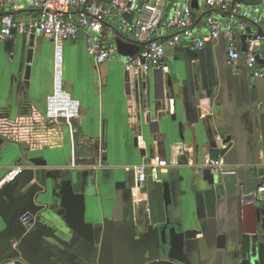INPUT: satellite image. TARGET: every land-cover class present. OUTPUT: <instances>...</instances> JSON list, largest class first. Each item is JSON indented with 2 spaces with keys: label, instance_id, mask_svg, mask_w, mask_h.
I'll return each mask as SVG.
<instances>
[{
  "label": "crops",
  "instance_id": "1",
  "mask_svg": "<svg viewBox=\"0 0 264 264\" xmlns=\"http://www.w3.org/2000/svg\"><path fill=\"white\" fill-rule=\"evenodd\" d=\"M187 3L197 40L209 35V17L232 31L241 52L238 66L229 64V41L223 36L202 50L191 48L189 42L167 46L164 67L148 75V94L142 87L145 81H133L125 72L127 60L139 55L142 47L132 37L117 40V54L100 67L88 54L84 37L65 43L64 87L81 103L74 135L66 124L45 120L46 100L53 92L52 41L32 32L15 34L12 53L6 42L0 44V264L19 258L21 264H173L162 258L159 242L150 232L147 195L134 171L154 156L175 164L154 178L172 185V218L184 231L197 235L187 241L184 264L243 260L264 264V217L259 204L245 203L240 196L223 197L216 215L210 217L204 196L208 187L202 177L207 157L227 144L229 150L221 158L228 168L242 178L249 172L264 180V81L248 69L249 42L243 44L239 31L251 28L255 36L260 32L250 24L252 19L244 26L240 20L232 25L225 13L210 9L203 0H168L156 31L158 41L178 33L165 23L174 5ZM240 4L244 10L255 6ZM10 7L0 18L11 13ZM13 14L21 24L39 18L27 10ZM120 23V17L108 19L109 26ZM31 42L27 86L26 51ZM257 48L264 68V41ZM156 88L159 93L165 88L172 99L155 102ZM174 145H179L175 152ZM17 167L23 169L21 176L5 183ZM59 175L60 181L74 180L76 192L84 194L85 220L99 228L94 244L73 233L56 214L52 191ZM37 215L39 222L30 231L23 220ZM223 235L225 249L219 246ZM14 240L20 241L19 247Z\"/></svg>",
  "mask_w": 264,
  "mask_h": 264
},
{
  "label": "built area",
  "instance_id": "2",
  "mask_svg": "<svg viewBox=\"0 0 264 264\" xmlns=\"http://www.w3.org/2000/svg\"><path fill=\"white\" fill-rule=\"evenodd\" d=\"M189 2L191 0H188ZM210 9H217L227 15L228 21L233 25L240 20L244 26L250 19L255 24L264 22V0H203ZM240 3H254L249 10H244ZM7 6H11V13H6L0 18V44L15 37L16 33L28 34L36 30L42 37L52 41L54 45V80L53 92L46 100L45 120L52 124H66L74 135L78 132L74 121L81 115V103L65 90L63 65L64 44L78 41L84 37L88 47V54L94 59L97 67L104 65L117 54V40L123 37H132L141 43L139 55L130 57L125 64L128 77L137 82L146 81L151 71L162 69L165 65L166 47H180L183 42L191 43V48L202 50L210 41L218 40L221 36L229 41V64L238 66L241 52L237 48L231 30L224 29L215 18L209 17L207 23L210 27L208 36L201 40L195 38L193 11L189 3L174 5L165 23L167 29L176 30L178 33L160 42L156 39V31L163 10L168 6V0H154L147 2L142 7L137 0H25L18 4L17 0H0V14ZM32 11L38 14V20L27 24L18 23L13 13ZM131 21L125 15H132ZM110 17H120L118 26H109ZM255 17V18H252ZM264 41V36H259L249 42L246 65L255 79L264 80V68L260 65L262 54L258 51L259 44ZM179 145L172 147L173 152ZM227 145L223 146V150ZM175 166L159 156H154L149 163L134 168L139 188H143L149 177H156L162 169ZM204 168L211 174L221 177L227 174L225 159L218 161L205 160ZM23 173L17 167L7 174L4 182L14 183ZM259 197H264V183L257 190ZM32 217H25L24 223L29 227ZM13 245L17 247V242ZM19 259H12L1 264H18Z\"/></svg>",
  "mask_w": 264,
  "mask_h": 264
},
{
  "label": "water",
  "instance_id": "3",
  "mask_svg": "<svg viewBox=\"0 0 264 264\" xmlns=\"http://www.w3.org/2000/svg\"><path fill=\"white\" fill-rule=\"evenodd\" d=\"M144 4L145 0L142 1L141 7ZM124 17L131 21L133 19V14L125 15ZM250 24L257 28L260 33L255 36L251 28L241 29L239 33L242 35L241 40L243 44L250 42L259 36H264V23L255 24L250 22ZM33 33L36 34V30H33ZM13 39L6 41L7 51L10 53L14 51L15 43L12 41ZM32 47L33 43L31 42L30 49L26 51V61L28 66L26 67L25 81L27 86H29L31 63L33 60ZM20 51L23 55L25 52V46H22ZM18 54L21 56L20 53ZM146 81L142 84V87H147ZM146 89L149 94V88L147 87ZM165 97L172 99L169 94L165 93V88H161L160 93L157 88L154 90L155 102L158 103L159 100L164 101ZM137 98L140 99L139 90L137 92ZM228 150L229 145H227V148L224 150H215L211 153L210 159L218 161L219 158L225 157ZM227 172V174L222 175L219 178L211 174L210 170L207 169L202 173L203 181L208 187V189L204 191V196L209 216L214 217L216 215L217 202L223 197L240 196L245 203L251 201L252 203L259 204L260 214L264 217V206L261 207L264 201L257 195V190L263 185L264 180L251 177L249 172H246L245 177L242 178L236 169H228ZM60 179H62L61 175L55 178L52 191L53 205L55 209H57L56 214L73 233L83 238L88 243L94 244L96 242L97 231L99 228H95L85 220L84 194L76 192L74 180L60 181ZM143 191H145L147 195L149 217L152 226L150 232L159 242L162 258L173 264H184L187 241L194 240L197 235L194 231H184L181 223L173 220L171 207H173L175 202L172 185L167 181H158L151 176L143 187ZM39 218L40 215L32 217L31 224H33V227L30 228V231L37 226ZM14 242H17V247L20 246V241L14 240L13 243ZM226 242L227 237L225 235L219 237V246L221 248H226ZM21 263L22 261L19 258L18 264ZM239 264L252 263L251 261L243 260Z\"/></svg>",
  "mask_w": 264,
  "mask_h": 264
},
{
  "label": "rangeland",
  "instance_id": "4",
  "mask_svg": "<svg viewBox=\"0 0 264 264\" xmlns=\"http://www.w3.org/2000/svg\"><path fill=\"white\" fill-rule=\"evenodd\" d=\"M65 53V52H64ZM23 56H24V54H23ZM65 58V57H64ZM44 64V63H43ZM63 71H64V68H63ZM42 76L44 77V74H45V67H44V65L42 66ZM63 75H64V73H63ZM64 79H65V77H64Z\"/></svg>",
  "mask_w": 264,
  "mask_h": 264
}]
</instances>
